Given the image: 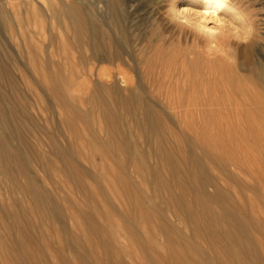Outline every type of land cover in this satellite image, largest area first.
I'll return each instance as SVG.
<instances>
[{
  "label": "rangeland",
  "instance_id": "obj_1",
  "mask_svg": "<svg viewBox=\"0 0 264 264\" xmlns=\"http://www.w3.org/2000/svg\"><path fill=\"white\" fill-rule=\"evenodd\" d=\"M4 1H0V51L9 63L11 73L17 74L18 78L14 83L0 75V96L3 99L0 100V132H6L8 141L27 157L26 160L30 158L28 163L33 175L56 201L57 212L61 213L62 219L43 217L42 209L34 205L29 194L13 189L12 182L23 186L26 178L14 171L12 163H8L13 166L12 175L8 174L1 168L0 161V264H17L8 251L13 247L12 237L16 234L10 213L19 211L22 222L24 212L33 224L28 229L32 241L25 242V247L34 257L22 260V264H154L157 258L168 264L167 235L178 237L177 252L183 253L184 245L193 246L198 254L192 253V256L203 264L231 261L232 258H217L211 251L209 253V242L214 238L194 234L190 224V218L202 224L208 222L201 215L204 207L225 214L223 203L207 202L203 198L200 206H193L191 215L182 213L175 206L174 198L180 196L182 202L192 203L196 192H181L171 185L170 173L163 160L160 156L151 155L159 150L157 138L151 135L148 142L144 135L130 126L132 115L126 112L117 114L119 121L128 125L135 134L137 147L149 152L146 165L142 164L144 160L142 163L132 160L125 147L107 143L108 123L103 118L102 104L108 102L114 110L112 100L96 93V99L89 102L88 84L74 88L71 79L76 77L78 32L72 28L71 20L77 11L70 5L76 0ZM122 1L126 13L130 14L125 19L126 28L130 29L133 24L132 32L136 34L135 54L141 56L144 46L164 43L165 52L172 56L170 59L179 61L177 54L185 52L197 41L205 50L212 45L222 47L231 59H217L214 64L224 68L225 77L233 81L231 87L234 90L250 87L255 97L264 100V85L257 80V73L264 71V0H229L237 12L235 16L221 13L220 21L206 22L207 27L217 33L214 41L182 24L170 23L169 17H175L176 8H180L179 0ZM197 2L194 0L183 7L191 6L190 14H196L200 10ZM87 3L99 19L104 17L101 0H87ZM66 7L72 11V16L64 14ZM170 7L172 11H169ZM237 26L249 29L250 36L246 42H241ZM179 38H186V44L183 41V45H179ZM138 59H132L134 68L128 69L134 78L142 77ZM94 66V71L100 66L114 68L108 63ZM235 77L241 79L236 80ZM47 87H55L59 95H68V99L69 95L74 98L73 103L81 110L80 118L63 107ZM15 108L21 114L26 110L25 117L18 116L13 110ZM161 117L162 155L168 154L174 159L179 169L178 177L184 178L188 170L192 172L186 180L192 187H204V191L212 193V187L205 183L202 174L219 179V184L232 197L238 216L251 220L247 236L257 244L258 258L264 264V110L222 111L201 117L174 110ZM66 118L73 122L72 130L62 123ZM118 128L117 139L123 129L120 124ZM72 136L76 139L72 145L75 159L84 170L79 171V183L62 172L61 160L52 153L50 142L51 138L56 139L58 145L66 148L71 145ZM89 136L92 140H88ZM25 144L31 146L33 156ZM191 155L203 169L194 171L196 166L187 160ZM213 159L219 161V165ZM155 168L169 185L168 189L159 187L156 190L153 187L149 170ZM51 209L45 207V211ZM81 212L89 214L91 220L83 219ZM92 225L98 226L96 232L89 228ZM101 237L105 238L107 246L99 241Z\"/></svg>",
  "mask_w": 264,
  "mask_h": 264
},
{
  "label": "bare ground",
  "instance_id": "obj_2",
  "mask_svg": "<svg viewBox=\"0 0 264 264\" xmlns=\"http://www.w3.org/2000/svg\"><path fill=\"white\" fill-rule=\"evenodd\" d=\"M0 1L3 3V0ZM30 1L32 2V0ZM193 1L194 0H179L178 2H181L179 7L182 8L184 5H188ZM75 2L76 3L72 2V4L74 3L76 5H70V8H76L77 13L74 10L76 14L73 15L72 11L68 8L69 6L66 7L67 10L64 12V14L67 13V15H73V19L71 16L69 17L72 20L70 18L69 19L72 22V28H75L76 32H78L75 58L76 77L75 79H73V77L71 81H73L72 83L74 88L77 86L81 87L82 85L85 86L86 84L89 85L88 88L90 89L87 90V98L89 102L96 99V93H99L102 97L107 96L112 100L113 107L115 108L114 110L108 106V102H104L102 104V111L105 112V116L103 118H105L108 123L106 132L107 143L113 146L119 145L121 148L125 147L124 150H127V154L132 160L139 161L141 163L144 160V163L142 164L146 165L145 160L148 158L147 154L149 152L146 150H140L137 147L138 141L134 136L135 134L131 132L128 125H124L120 122L121 120L119 121L117 118V114L119 113L121 114L126 112L127 114L132 115L131 127H134L141 136L144 135L148 142H150L149 137L151 135L157 138L159 142V150L153 152L151 155H155V157L160 156L159 158L163 160L167 171L170 173L171 185L179 188L181 192L184 190H195L194 192H196V194L192 203L182 202L179 199L181 198L180 196L174 198L176 204L175 206L182 213L191 215L193 213V206H200L204 199H207V202L221 201V203H223L225 207L224 209L226 210H224V212H226L225 214L217 213L210 207L203 208V214L201 215L207 219L205 220L208 221L206 224L198 223L194 220V218H190V224H192L194 234L198 233L203 236L205 235L214 238L209 242V253L211 251L217 258L220 256H225L229 260L232 258L231 261H228L225 264H262L257 255V244L247 236V230L250 226L251 220L248 217L246 218V216H238L236 210L233 208L232 197L219 184V179H216L211 175L202 174V176H204L205 183L212 187V193H207L206 190L204 191V187H192L190 183L186 182L192 172L188 170V174H186L184 178L180 176L178 177L177 174L179 169L176 167L174 159L168 154L162 155L161 148L164 136L162 132L163 121L161 115H164L167 112H173L174 110L186 114H198L200 117L207 113L216 114L222 111L240 112L244 110H264V100L258 98V96L255 97L253 95L254 90L250 87H239L235 90L231 87L230 84L233 81H231L232 79L225 77L224 68L220 64L218 66L214 64L215 60H223L226 58V54L222 47H213L212 45L211 48H207L205 50L200 47L198 44L199 42L197 41L194 46H190L188 49L186 48L185 52H179V54H177L179 61H177V59H170L172 56L165 52L167 50L166 47H164L165 44L160 43L154 47L144 46L143 52L140 56L139 54H135L134 45H136V38L134 39V37L136 34L132 32L134 29L133 24H131L130 29H127L125 25V19L130 14H128L129 12L126 13L125 4L122 0H101L102 6L105 10L104 17L101 19H99L91 9H89L90 7L87 5V0H76ZM218 2L219 0H208V9H217ZM197 3L200 4V10H202L205 8L206 0H198ZM229 3V0H226L223 7L218 9L219 16H212L205 20V27H207L206 22L208 20L220 21L219 19L221 13H228L229 15L235 16L237 12L235 13V10ZM7 4L6 8L8 7ZM45 5L47 6V4ZM91 5L93 9V2H91ZM47 10L48 8H46V11ZM39 11L40 10H38V12ZM34 12H36V10H34ZM55 18L58 19V16H55ZM183 39L179 38V41L177 40L181 46L183 45V41L185 43L186 38L185 40ZM215 39L216 38L214 37L211 40L214 41ZM185 47L187 46L185 45ZM135 57L140 59H138L139 63L137 62V64L140 66L142 77L139 78H134L131 71L128 70H132L134 68L131 63L132 59H135ZM107 63L113 65L114 68L100 66L96 71H94L95 64L99 66L104 64L107 65ZM49 67L51 66L49 65ZM126 67L128 68L126 69ZM1 74L4 78L9 79L11 82L17 83V74L14 76L11 73V67H9V63L3 59L0 51V75ZM51 76H53V72ZM235 79L240 80L241 78L235 77ZM1 80H3V78ZM63 80L65 81V79ZM257 80L264 85V71L257 73ZM5 82L7 83L9 81ZM91 84L93 87H90ZM59 88L60 87H58V89ZM47 89L52 92V96L55 95L59 98V102L63 107H66L76 116V118H80L81 110L73 103L75 101L74 98L70 97V95L69 99L68 95H59L56 92L55 87H47ZM8 97L9 96H7V98ZM1 99L2 97L0 96V100ZM66 102H68V104H66ZM10 104L11 103H9V105ZM13 110L15 112L16 108ZM8 112L6 113L8 114ZM16 112L18 116L25 117L27 111L24 110L22 114L20 111L19 113L18 111ZM15 117L14 121H16ZM29 118L30 117H28V119ZM10 119L12 120V114L10 115ZM22 120L24 121V119ZM117 122L123 128L121 129L122 134L119 139L115 137L119 132ZM62 123L68 127V129L72 130L71 127L73 122L70 119L66 118L62 120ZM57 135H59V133ZM91 137L89 136L88 140H92ZM71 139V145H68L66 148H62L58 145L56 139L51 138L50 142L53 146L52 153L61 160L62 172L70 177H74L75 181L79 183V171L84 170L78 161H76V153H74L75 150L72 148L76 139L73 136ZM25 146L28 148V151L32 153V149L30 148L31 146L28 144H25ZM31 155L33 156V153ZM23 157H25V159ZM26 158L27 157L23 155L16 146L12 145V143L8 141L6 132H0L1 168H3L5 172H8V174L12 175L13 166L11 167L8 164L12 163L15 165L14 171L23 174L26 178L23 186H20L17 182H12L13 189L21 190L29 194L34 205L39 209H42L41 213L43 217H46L47 215L48 217L61 220L62 216L61 213L57 212L58 206L56 205V201H54L48 191H46V189L39 184L30 169V165L28 163V159L30 158L27 160ZM187 160L192 161V163L196 166V169L193 168L194 171L200 170L201 168L203 169L201 163H199L193 155H191ZM214 163L219 165V161L215 160ZM149 173L152 185L156 190L159 187L168 189L169 185L164 182L158 169H151V171L149 170ZM13 174L15 173L13 172ZM14 177L15 175L13 176V179ZM9 178L12 179V177ZM47 206L52 209L45 211V207ZM228 206L230 207L229 209ZM19 212L10 213L12 225L16 228V234L12 237L13 247L8 252L9 254L11 252L10 255L13 256L17 264H22V260L26 258L32 259L34 257L28 254L25 247V242L32 241L28 229L33 224L31 225V221L27 219L25 213L21 211L22 216H24V221L22 222L19 216L21 213L19 214ZM81 215L83 219L91 220L89 214L81 212ZM92 227L89 228H91L93 232L94 230L96 232L98 226L92 225ZM99 241L105 246L108 244L104 237H101ZM178 243V237L167 235L165 244L169 250V261L167 260L168 264H203L201 261L192 256V253L198 254V251H196V249L191 245H184L182 247L183 253L177 252L175 247ZM159 260L160 258L155 259L154 264H164L163 261ZM220 263L216 262V264Z\"/></svg>",
  "mask_w": 264,
  "mask_h": 264
},
{
  "label": "clouds",
  "instance_id": "obj_3",
  "mask_svg": "<svg viewBox=\"0 0 264 264\" xmlns=\"http://www.w3.org/2000/svg\"><path fill=\"white\" fill-rule=\"evenodd\" d=\"M208 0H206L205 8L202 10H197L196 14H190L191 6H185L183 8H176L177 15L175 17H169L170 23L182 24L184 27L196 31L205 39H213L217 33H213L211 28L205 27L204 21L212 16H219L218 9L222 8L226 0H219L217 4V9L209 10L207 7ZM172 11V7L169 8ZM211 23L210 20H208ZM233 25L236 24L235 21H231ZM236 32L240 36L241 42H246L250 36V31L246 27H236ZM226 58L231 59L230 57Z\"/></svg>",
  "mask_w": 264,
  "mask_h": 264
}]
</instances>
